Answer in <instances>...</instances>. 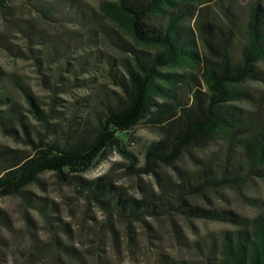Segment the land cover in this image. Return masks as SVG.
<instances>
[{
    "label": "rangeland",
    "instance_id": "rangeland-1",
    "mask_svg": "<svg viewBox=\"0 0 264 264\" xmlns=\"http://www.w3.org/2000/svg\"><path fill=\"white\" fill-rule=\"evenodd\" d=\"M103 1L109 0H51L45 5L49 12L41 10L39 0H8L0 7V91H6L23 108L24 125L34 143L36 131L45 143L57 137L26 112L25 93L40 111L51 114L49 124L79 122L121 94L111 75L126 78L120 64L130 61L131 54L123 42H132L100 16L98 7ZM218 1L238 16L228 47L229 56L237 62L246 41L245 25L252 0ZM72 4L79 5L83 16L75 15ZM217 4L197 9L186 23L192 30L197 19L211 23L215 43L227 37V21ZM197 46L201 56L214 57L200 42ZM137 49L144 55L153 54L149 49ZM256 69L260 79L243 85L254 98L250 104L239 105L243 110L256 111L264 121V63L257 64ZM176 73L183 79L175 91L180 99L191 100L194 84L204 92L202 70L178 69ZM16 134L10 136L0 126V148L29 153L32 146L25 141L21 126ZM131 137L138 141L133 142ZM160 138L158 129L140 124L128 134H118L117 143L119 149L136 157L138 167L144 165L143 144ZM119 149L111 148L92 168L72 175L88 181L107 176L115 187L139 200L179 184L184 173L198 171L203 165L215 169L213 165L221 158L243 157L241 150L228 149L218 137L206 146L184 152L173 166L160 165L154 173H136L127 168L128 160ZM26 190L44 200L50 219L17 197H0V264H161L162 256L182 264H217L220 235L234 229L227 223L199 220L178 211L127 220L77 194L53 172L42 173ZM187 200L206 209L231 210L252 219L264 213V181L248 178L240 185L217 183ZM205 247L213 249L208 255L211 260L206 259Z\"/></svg>",
    "mask_w": 264,
    "mask_h": 264
},
{
    "label": "trees",
    "instance_id": "trees-1",
    "mask_svg": "<svg viewBox=\"0 0 264 264\" xmlns=\"http://www.w3.org/2000/svg\"><path fill=\"white\" fill-rule=\"evenodd\" d=\"M7 1L0 0V7ZM39 1L41 10L49 12L50 8L45 5L51 0ZM215 3L217 0L101 2L100 16L132 42V45L123 42L131 54L130 61L120 64L126 78L111 75L121 94L102 110L88 113L79 122L49 124L51 114L40 111L25 93L26 112L39 121L46 132L51 130L57 137L50 143H45L37 131V141H31L29 129L24 125L23 108L6 91H0L2 130L16 136V128L21 126L25 141L32 146L29 153L0 148V197H17L48 220L49 208L44 200L36 199L26 189L42 173L53 172L59 180L72 185L77 194L127 220L139 221L143 216L160 217L178 211L199 220L230 224L234 229L223 231L218 241L217 264H264V213L247 219L231 210L206 209L187 200L217 183L240 185L248 178L264 181V121L256 111L243 110L239 105L253 100L243 85L260 79L256 65L264 63V0H252L245 25L246 41L237 62L228 54L238 20L229 6L217 4L227 21V37L219 43L214 41L216 32L211 23L197 19L194 30L186 25L187 18L191 19L197 9ZM71 6L75 15L83 16L79 5ZM198 42L214 57L201 56ZM138 47L149 49L153 54L144 55ZM187 68L202 70L204 85L201 92L200 85L194 84L188 102L175 92L183 81L176 71ZM140 124L158 129L161 138L143 144L144 165L137 167L136 157L119 149L117 140L118 134H128ZM218 137L228 149L241 150L242 160L221 158L213 165L215 169L203 165L198 171L184 173L179 184L139 200L115 187L107 176L88 181L72 175L92 168L111 148L119 149L131 171L154 173L158 166H173L184 152L206 146ZM131 140L138 141L134 137ZM205 249L206 259L211 260L208 255L213 252L212 247ZM65 251L70 253L66 248ZM162 258L161 264H182Z\"/></svg>",
    "mask_w": 264,
    "mask_h": 264
}]
</instances>
